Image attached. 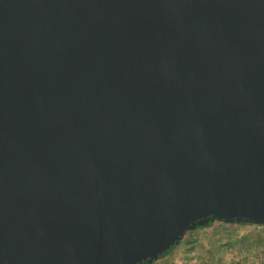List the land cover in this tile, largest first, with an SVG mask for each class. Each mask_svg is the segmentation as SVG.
Instances as JSON below:
<instances>
[{
  "label": "water",
  "instance_id": "obj_1",
  "mask_svg": "<svg viewBox=\"0 0 264 264\" xmlns=\"http://www.w3.org/2000/svg\"><path fill=\"white\" fill-rule=\"evenodd\" d=\"M264 225V0H0V264H151Z\"/></svg>",
  "mask_w": 264,
  "mask_h": 264
},
{
  "label": "rangeland",
  "instance_id": "obj_2",
  "mask_svg": "<svg viewBox=\"0 0 264 264\" xmlns=\"http://www.w3.org/2000/svg\"><path fill=\"white\" fill-rule=\"evenodd\" d=\"M195 230L188 231L177 248L195 252L199 264H264V225L219 222Z\"/></svg>",
  "mask_w": 264,
  "mask_h": 264
},
{
  "label": "built area",
  "instance_id": "obj_3",
  "mask_svg": "<svg viewBox=\"0 0 264 264\" xmlns=\"http://www.w3.org/2000/svg\"><path fill=\"white\" fill-rule=\"evenodd\" d=\"M177 247L151 264H199L195 252L179 251Z\"/></svg>",
  "mask_w": 264,
  "mask_h": 264
},
{
  "label": "trees",
  "instance_id": "obj_4",
  "mask_svg": "<svg viewBox=\"0 0 264 264\" xmlns=\"http://www.w3.org/2000/svg\"><path fill=\"white\" fill-rule=\"evenodd\" d=\"M212 223H213V222H209V223H207L205 226H199V227H197L196 229H199V228H203V227L209 226V225H211ZM241 224H247V223L243 222V223H241ZM173 248H175V246H173L171 249H169L165 254H167L168 252H170ZM165 254H163V256H164Z\"/></svg>",
  "mask_w": 264,
  "mask_h": 264
},
{
  "label": "crops",
  "instance_id": "obj_5",
  "mask_svg": "<svg viewBox=\"0 0 264 264\" xmlns=\"http://www.w3.org/2000/svg\"><path fill=\"white\" fill-rule=\"evenodd\" d=\"M215 223H219V222H213L211 225L206 226V227H203V228L196 229L194 232H196V231H204V230H206L207 228H209V227H211L212 225H214Z\"/></svg>",
  "mask_w": 264,
  "mask_h": 264
}]
</instances>
